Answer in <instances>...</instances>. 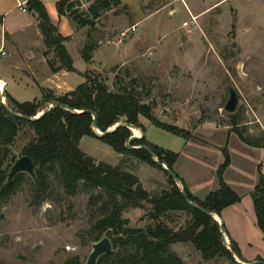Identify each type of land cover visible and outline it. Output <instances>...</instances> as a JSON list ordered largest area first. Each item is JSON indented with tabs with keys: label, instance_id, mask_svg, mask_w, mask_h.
I'll return each mask as SVG.
<instances>
[{
	"label": "rangeland",
	"instance_id": "obj_1",
	"mask_svg": "<svg viewBox=\"0 0 264 264\" xmlns=\"http://www.w3.org/2000/svg\"><path fill=\"white\" fill-rule=\"evenodd\" d=\"M72 1L73 16L87 19L86 9L92 0ZM136 1L127 0L130 11L127 14L133 18L142 14L136 10ZM151 2L152 7L154 0ZM23 7L24 14L17 10L11 15L33 20L31 14L36 13L28 4ZM119 10L122 13V9H116ZM164 14L162 11L159 16ZM181 16L182 11L173 21L162 19L157 24L150 18L140 21L136 26L140 37L121 42L117 39L120 27L114 20V12L102 15L95 26L66 20L68 28L64 29L63 20L56 22L57 30L72 32L63 42L72 59L74 71L70 72L51 71V67L59 66L56 53L46 46L43 37L36 38L31 28L26 37H17L7 44L5 50L10 55L0 58V78L5 80L6 92L18 102L38 100L42 91L61 96L84 82L87 75L101 78L110 92L131 93L150 104L152 115L159 122L189 132V137L184 138L140 118L149 143L178 154L173 172L195 188L198 196L217 186L216 169L224 161L221 150L226 147L230 164L224 180L245 198L239 208H231L220 216L241 259L264 261V236L250 217V194L258 183V166L264 174V148L241 142L229 125L230 113L223 109L228 90H234L238 101L232 114L238 119V131L245 139L263 143L264 0H223L196 22L184 16L188 26L174 29L172 24H178ZM87 47L91 51L89 61L85 62L81 52ZM33 71L37 74L29 75ZM4 102L7 104L6 99ZM133 129L141 137V131ZM32 137L28 126L20 128L13 144L8 146L2 170L21 156L22 148ZM1 148L0 144V157ZM79 149L98 162L133 173L151 195L169 187L162 170L132 156L117 154L99 139L83 136ZM46 174L47 189L40 204L31 203V185L26 175L0 201V264H65L75 256L81 264L85 263L96 236L94 226L108 213L101 201L90 202L99 189L83 186L71 196L60 185L54 166L48 167ZM150 210L151 206L142 202L140 207L125 211L127 227L142 230L153 227ZM160 220L173 231H181L190 216L170 210ZM108 233L103 232L101 237H110ZM227 236L224 234L225 246L230 248ZM131 249V246L118 247L114 252L124 254ZM170 251L185 264H231L223 258L205 261L190 244H172ZM113 261L109 259L105 264H114Z\"/></svg>",
	"mask_w": 264,
	"mask_h": 264
},
{
	"label": "trees",
	"instance_id": "obj_2",
	"mask_svg": "<svg viewBox=\"0 0 264 264\" xmlns=\"http://www.w3.org/2000/svg\"><path fill=\"white\" fill-rule=\"evenodd\" d=\"M27 4L37 15L44 43L54 50L58 58L59 66L51 67V71L53 73L60 69H65L67 72L74 71L72 59L63 45L68 37H63L58 33L56 27L50 23L44 6L38 0H27ZM118 4L119 0H92L86 9L88 18L82 20L73 16L75 3L72 0H58L56 11L59 16L78 21L82 26H95L98 18ZM90 51L91 49L87 47L81 52V57L85 62L89 61ZM84 78V82L61 96L55 97L50 91H42L40 99L29 102H18L5 91L7 107L23 116L35 117L39 111L42 112L49 103L54 101L64 107H52L38 119L27 121L11 116L0 103V144L2 147L0 187L10 166L7 165L5 171L1 169L8 154V146L13 144L20 128L28 126L32 130L33 137L22 148L20 155H27L35 166V181L26 175L30 180L32 204H40L46 194V169L50 166L57 169L60 185L71 196L76 195L83 186L99 189V193L92 197L90 202L96 204L101 201L108 213L96 222L94 226L96 236L92 242L99 240L103 232L109 231L108 234L111 236L108 238L112 251L101 256L97 264H105L112 258L114 264H185L177 254L170 251V246L177 243L190 244L205 261L223 258L231 264H238L222 243L223 238L218 223L188 205L173 179L156 165L148 151L141 148L146 146L156 159L173 171L178 154L149 143L144 136L145 129L140 118H144L161 130L184 138L189 137V132L177 126L159 122L152 115L151 105L141 102L131 93L110 92L104 81L97 76L84 75ZM84 111L95 114V130L100 132H105L117 123L120 125L103 137H97L92 129V116ZM230 119L229 125L233 126V131L241 142L248 146L264 148V141L258 144L243 137L237 129L236 115L230 113ZM126 125L142 132L139 139L130 143V146H137L135 149L125 147L127 140L131 137V130ZM83 136L99 139L117 154H126L141 163L159 168L165 173L169 187L158 194H149L142 188L133 173L119 166L98 162L84 154L79 149V141ZM221 152L224 161L216 169L217 188L201 199L192 195L184 182L175 174L183 191L193 204L217 215H221L225 208L239 203L242 198L224 180V172L230 164V158L226 147H223ZM259 169L260 166H258V183L251 197L256 226L264 236V174H261ZM24 175H17L11 185L0 190V201L8 197ZM142 202L151 206L149 217L154 226L146 230L127 227L128 220L123 217V213L140 207ZM170 210L184 212L190 216L186 227L181 231H173L160 220ZM225 235L227 236L226 230ZM229 244L230 251L239 260L246 262L241 259L235 242L230 238ZM124 246H131V251H126L124 254L114 252L118 247ZM254 261H261V259L257 258ZM65 264L81 263L75 256Z\"/></svg>",
	"mask_w": 264,
	"mask_h": 264
},
{
	"label": "crops",
	"instance_id": "obj_3",
	"mask_svg": "<svg viewBox=\"0 0 264 264\" xmlns=\"http://www.w3.org/2000/svg\"><path fill=\"white\" fill-rule=\"evenodd\" d=\"M45 8V11L48 15L50 23L54 26L56 22H61L62 20L64 23L61 25L64 29L68 28V24L66 20H69L65 16H59L56 11V2L58 0H38ZM152 0H137L136 3V10L137 12L142 13L140 16H137L136 18H133L127 14L129 13L128 8V2L127 0H119V4L116 7H111L107 12L103 14L107 15L110 12H114L115 16V22L120 27V31L130 27V26H137L140 24V21L146 20L150 18V20L155 19V24L160 23L162 19L173 21V19L178 18L179 12L182 11V16L177 19L178 24L173 23L172 27L175 29L183 28V23H185V17H189L191 19L194 18L195 22L196 20H199L204 13L211 11L212 8L217 6V4L221 3L223 0H154V4L151 2ZM22 3V7L27 4V0H0V58L6 57L10 55L9 51H6L7 44H12L13 39H17V37L22 38L26 37L27 32L31 31V28L33 29V34L36 38L42 39L41 32L39 30V22L37 20V17L35 14H31L32 19H26L24 17H21L19 14L11 15L15 11H19L20 14H24L26 12L25 7L24 11H21L20 8L17 7V3ZM122 9V13L119 10V12L116 11V9ZM165 11L166 14L159 16V14ZM99 19V18H98ZM56 26V25H55ZM59 30V31H58ZM58 33L63 37H71L72 32L66 30V32H63L58 28ZM137 31V28H136ZM118 32V33H119ZM135 37L139 38L140 33L135 32L132 34H129L127 38L129 37ZM125 38V39H127ZM10 48L13 47L11 45H8ZM66 48V47H65ZM29 51V50H28ZM68 52V51H67ZM43 60H46V58H43ZM45 63V62H44ZM46 65V64H45ZM46 67V66H45ZM76 71V69H75ZM84 71V70H82ZM82 71H77L78 73H81ZM25 74H28L26 72H23ZM37 72L33 71V73H30L29 75H36ZM0 80H2L0 78ZM5 83V80H2ZM6 88V83H5ZM185 184V183H184ZM189 190V192L194 195L195 197L201 199L203 198L207 192H210L212 190H208L205 192L203 196H198V194L195 191V188L191 187L188 184H185ZM217 186L213 189L215 190ZM241 196V195H240ZM251 196V194H250ZM241 201L237 204L231 205L227 208H225L221 214L226 212L227 210H230L231 208H239L242 204L243 199L245 198V195L241 196ZM251 213L250 217L254 225H256V218L253 210V203H252V197H251ZM257 227V226H256ZM228 238V237H227ZM229 239V238H228ZM248 262L249 260H245Z\"/></svg>",
	"mask_w": 264,
	"mask_h": 264
},
{
	"label": "water",
	"instance_id": "obj_4",
	"mask_svg": "<svg viewBox=\"0 0 264 264\" xmlns=\"http://www.w3.org/2000/svg\"><path fill=\"white\" fill-rule=\"evenodd\" d=\"M4 83V82H3ZM5 83L2 87V89H0V103L3 105L4 109L6 112H8L11 116H15L18 117L20 119L23 120H27V121H31V120H35L38 119L39 117L43 116L47 111H49L52 107H56V106H61L64 107L62 105H60L57 102H51L49 103L46 108L40 112L39 115H36L35 117H28V116H23L21 114H18L16 112L11 111L7 105L4 102L5 99ZM238 98H237V94L234 90L229 89L228 90V100L224 105V111H226L227 113H233L237 104ZM83 112V111H81ZM86 113H89L92 116V129H93V133L94 135H96L97 137H103L105 134L112 132L117 126L120 125V123L115 124L114 126H112L111 128L107 129L105 132H97L95 130L96 127V116L94 113H91L90 111H84ZM126 127L131 130L133 129L132 126L126 125ZM142 133V132H140ZM142 136V135H141ZM140 137L132 135L126 142L125 147L127 149H135L137 147H132L130 146L131 141L139 139ZM141 148H143L144 150L148 151L149 155L151 156L152 160L156 163V165L158 167H160L164 172H166L174 181V183L176 184V186L179 188L180 193L182 195V197L185 199L186 203L188 205H190L191 207L197 209L198 211H200L201 213L211 217L212 219H214L219 227H220V232L222 233L223 239H222V243L225 246V239H224V234H225V228H224V223L223 220L221 218L220 215H217L213 212H209L195 204H193L187 197V195L185 194V192L183 191L180 182L177 178V176L175 175V173L168 169L163 163H161L158 159H156V157L154 156V154L146 147V146H142ZM19 174H25L27 175L32 181H35V166L33 164V162L31 161V159L27 156V155H21L18 158L14 159L12 164H10L6 174H5V179L0 187V190L3 188L8 187L9 185H11V183L13 182L14 178L19 175ZM226 247V246H225ZM226 249H228V251L230 252V255L232 256V258L235 260L236 263L238 264H264V261H252V262H243L241 260H239V258L233 254L229 248L226 247ZM112 251V246H111V242L109 240L108 237H101L99 240L92 242L91 243V250L86 258V261L84 264H97L98 259L103 256L106 255L108 253H110Z\"/></svg>",
	"mask_w": 264,
	"mask_h": 264
},
{
	"label": "built area",
	"instance_id": "obj_5",
	"mask_svg": "<svg viewBox=\"0 0 264 264\" xmlns=\"http://www.w3.org/2000/svg\"><path fill=\"white\" fill-rule=\"evenodd\" d=\"M22 5H23L22 3H19V2L17 3V7L20 8L21 11H24V8L22 7ZM190 20L194 22L195 19L191 18ZM186 26H188V24L187 23H183V27H186ZM135 32H136V26L135 25L130 26V27L120 31L118 33V35H117L118 42L123 41L125 38L128 37L129 34H132V33H135ZM65 249L68 251V250H70V247L66 246Z\"/></svg>",
	"mask_w": 264,
	"mask_h": 264
},
{
	"label": "bare ground",
	"instance_id": "obj_6",
	"mask_svg": "<svg viewBox=\"0 0 264 264\" xmlns=\"http://www.w3.org/2000/svg\"><path fill=\"white\" fill-rule=\"evenodd\" d=\"M3 85H4L3 81L0 80V89H2ZM39 114H40V112H38L36 115H39ZM96 131H97V130H96ZM132 131L134 132V135H135V136H138V135H139V132H138L136 129H133ZM97 132H98V131H97Z\"/></svg>",
	"mask_w": 264,
	"mask_h": 264
}]
</instances>
